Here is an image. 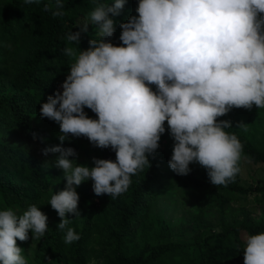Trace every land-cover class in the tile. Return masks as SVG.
<instances>
[{
	"label": "clouds",
	"instance_id": "clouds-1",
	"mask_svg": "<svg viewBox=\"0 0 264 264\" xmlns=\"http://www.w3.org/2000/svg\"><path fill=\"white\" fill-rule=\"evenodd\" d=\"M125 4L93 0L79 31L65 35L62 55L71 66L63 91L40 106L41 117L60 129V144L42 152L59 154L54 166L66 181L48 202L60 217L57 229L65 232L66 245L81 238L67 218L80 216L77 187L91 180L96 196L116 199L125 193L132 177L151 167L149 157H155L165 122L174 141L170 169L185 176L190 163H198L211 184L227 186L240 172L243 144L226 131L231 120L218 117L234 108L264 109V0H139L138 15L119 24L121 43L114 45L115 18ZM64 7V0H54L43 10L55 18L65 15ZM89 25L100 38L81 49ZM85 108L98 118H90ZM238 127L248 130L242 122ZM69 134L86 137L97 148L110 147L115 162L77 163L76 150L63 147ZM47 220L36 204L23 212L0 210V264H29L17 239L27 241L29 230L32 239H40ZM243 251L244 264H264V232L249 235Z\"/></svg>",
	"mask_w": 264,
	"mask_h": 264
},
{
	"label": "trees",
	"instance_id": "trees-1",
	"mask_svg": "<svg viewBox=\"0 0 264 264\" xmlns=\"http://www.w3.org/2000/svg\"><path fill=\"white\" fill-rule=\"evenodd\" d=\"M138 2L126 0L115 18L114 45L121 43L119 24L138 15ZM45 4L54 0L34 4L0 0V210L23 212L36 204L46 214L45 235L33 239L38 263L88 264L98 257L100 264H244L243 237L264 232V181L246 186L238 173L227 186H214L198 163H190L188 175H177L168 165L174 141L167 122L155 157H149L151 167L133 176L125 193L116 199L108 194L96 196L91 180L77 187L80 216L69 213L67 218L81 238L64 243L65 232L57 229L60 217L48 202L66 181L63 171L54 166L59 154L42 152L60 144V129L58 123L41 117L40 106L49 95L63 91L61 85L71 66L62 55L65 35L79 31L94 5L93 0H64L65 15L54 18L43 10ZM81 35V49L88 48L90 39L100 38L92 25ZM85 112L98 118L90 109ZM218 120H231L232 128L226 131L235 133L243 144L240 170L243 161L264 165V109L255 105L251 110L234 108ZM241 122L247 124L246 132L238 127ZM63 147L74 148L77 163L89 167L94 166L93 158L116 160L110 147H94L83 136L69 134ZM175 190L197 195L187 233L173 234L162 218L149 213L152 203ZM249 196L261 208L258 216L245 206L232 210ZM27 241L17 239V246L23 249Z\"/></svg>",
	"mask_w": 264,
	"mask_h": 264
},
{
	"label": "rangeland",
	"instance_id": "rangeland-1",
	"mask_svg": "<svg viewBox=\"0 0 264 264\" xmlns=\"http://www.w3.org/2000/svg\"><path fill=\"white\" fill-rule=\"evenodd\" d=\"M240 182L243 185H253L257 181H264V165L253 164L251 162L243 161L240 170ZM197 200V195L182 190H175L171 195H164L150 206V215L152 217L162 218L166 224L171 228L173 234H182L191 231L189 228V219L191 217L192 206ZM245 206L246 209L253 210L254 214L258 216L261 211L259 205L253 202V196H249L247 200H240L232 206V210L236 211L239 207ZM246 242L247 237H243ZM22 253L29 264H39L36 255L35 241L29 239L23 247ZM44 262L46 260H43ZM101 259L93 257L88 264H100Z\"/></svg>",
	"mask_w": 264,
	"mask_h": 264
}]
</instances>
